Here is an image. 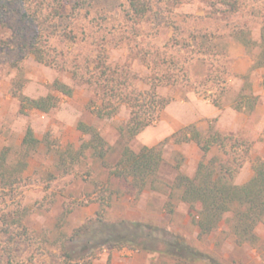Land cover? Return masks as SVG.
<instances>
[{"label": "rangeland", "instance_id": "obj_1", "mask_svg": "<svg viewBox=\"0 0 264 264\" xmlns=\"http://www.w3.org/2000/svg\"><path fill=\"white\" fill-rule=\"evenodd\" d=\"M143 1L148 8L140 17L129 0H0V153L6 150L8 159L16 161L29 126L41 140L24 179L13 189L0 184V264H63L61 233L71 235L101 209L109 221L139 220L177 232L204 253L180 261L153 253L151 264H264V221L251 242L236 240L231 213L211 234L199 236L189 206L178 192L171 194L178 175L194 176L205 159L196 142L172 137L189 125L203 135L216 131L227 137L206 159L229 160L237 184L250 180L255 159L264 157V68L250 71L259 51L264 0H240L236 13H216L214 9H221L218 0ZM243 27L257 43L250 49L232 43L228 34ZM99 55L107 57L109 78L125 82L126 92L148 89L154 75L161 77L156 79L158 93L170 101L155 123L128 142L135 151L144 146L163 151L160 186L138 198L134 192L121 194L124 186L117 181L108 190L101 184L125 144L120 132L131 109L105 93L101 81L107 76L99 78ZM56 80L73 86L74 93L54 90ZM49 93L57 99L50 112L23 109L22 95ZM239 101L246 109L235 108ZM191 102L236 110L237 131H228L236 116H229L228 126L216 117L191 123ZM95 105H103L106 113L113 106L117 111L99 117ZM81 121L93 125L106 141L109 165L87 158L71 173L59 174L55 150H78L90 139L79 129ZM102 197L110 204L101 203ZM120 249L105 246L78 264H108L109 259L111 264L113 251Z\"/></svg>", "mask_w": 264, "mask_h": 264}, {"label": "trees", "instance_id": "obj_2", "mask_svg": "<svg viewBox=\"0 0 264 264\" xmlns=\"http://www.w3.org/2000/svg\"><path fill=\"white\" fill-rule=\"evenodd\" d=\"M129 1L136 16L141 17L145 14L148 6L143 0ZM218 1L221 9H214L216 13H236L241 9L240 0ZM228 34L232 37V43H242L248 49L252 44H257L253 42L250 29L243 27L232 30ZM206 40L209 41L208 37ZM201 45L206 46L204 43ZM216 46L219 47L214 44L213 48ZM258 48L259 51L253 57L250 71L264 68V21L261 25ZM105 58L107 57L103 55H99L98 58V65L102 67L99 78L103 75L107 76L103 82L101 81V84L103 83L101 86L111 98L115 97V99L125 101L130 106L131 116L126 125L121 127L120 133L125 144L117 160L110 166L108 178L101 184L105 186V190H108L109 186L111 187L117 181L118 187L124 186L121 194L134 192V197L138 198L145 190H155L160 186L159 170L163 162V151L157 146H144L139 151H135L128 145V142L155 123L170 101L158 93L159 81L156 79L159 80L161 77L154 75L152 76L154 82L148 89L140 90L132 87L129 92H126L128 86L125 82L109 78L111 71L108 70L109 65L104 63ZM169 78H172V75H169ZM52 87L68 96L75 91L73 86L60 80L54 81ZM21 103L23 109L29 107L50 112L56 107L57 99L52 93L38 98L22 95ZM244 106H247L245 102L239 101L235 108L242 110ZM249 108L252 109V105ZM93 110L99 117L113 116L117 111V106H113L112 111L108 113L103 105H95ZM78 127L85 135H90V139L84 141L78 150L71 147L65 150H55L54 167L59 174L71 173L76 164L87 158L100 161L106 166L109 165L107 144L97 129L82 121ZM172 137L176 142L194 141L204 153L205 159L199 162L194 176L179 174L171 185V194L178 192L179 200L189 206L193 220L199 229V236L211 234L220 226L224 216L231 213L230 228L236 240L238 242L255 240L256 227L264 221V157L255 159L254 176L243 184H237L227 164L229 160L206 159L213 146H222L221 141L227 138L226 136L216 131L203 135L195 125H189L175 132ZM40 144L41 140L36 137L34 130L29 126L22 141L20 157L16 161L12 162L8 159L6 150L0 153L1 187L13 189L24 179L29 160L38 153ZM226 155L228 156L227 153ZM117 191L120 192V189ZM100 200L101 203L107 201L103 197ZM102 210L98 211L96 218L74 229L71 235L61 233L58 249L63 258V264H78L79 260L94 255L97 250L105 246L127 247L138 251L159 253L179 261L204 256L202 251L193 247L183 235L177 232L139 220L109 221L104 218ZM74 260L78 261L72 263ZM108 264H110V259Z\"/></svg>", "mask_w": 264, "mask_h": 264}, {"label": "crops", "instance_id": "obj_3", "mask_svg": "<svg viewBox=\"0 0 264 264\" xmlns=\"http://www.w3.org/2000/svg\"><path fill=\"white\" fill-rule=\"evenodd\" d=\"M251 67V65H250ZM251 69V68H250ZM246 72V71H245ZM238 112L232 108L221 109L212 105H204L200 106L196 103L191 102V123L199 121L202 118H219V121L223 124L226 122V126H228L227 121L230 117L236 116L235 120L233 119L232 125L228 131L235 132L237 131L238 121ZM183 117L179 116L178 120L181 121ZM177 121V124H181L182 122ZM174 125V124H173ZM177 126H172L171 131H174ZM153 253L146 251H135L131 250L127 247H123L120 250H114L112 253V261L111 264H151V260L153 258Z\"/></svg>", "mask_w": 264, "mask_h": 264}]
</instances>
